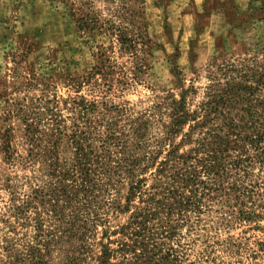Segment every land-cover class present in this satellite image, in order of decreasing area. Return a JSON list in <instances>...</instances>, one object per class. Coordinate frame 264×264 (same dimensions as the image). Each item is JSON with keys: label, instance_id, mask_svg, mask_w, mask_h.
<instances>
[{"label": "trees", "instance_id": "1", "mask_svg": "<svg viewBox=\"0 0 264 264\" xmlns=\"http://www.w3.org/2000/svg\"><path fill=\"white\" fill-rule=\"evenodd\" d=\"M119 38L137 53L134 38ZM242 48L244 55L215 45L205 99L194 109L186 91L167 92L149 111L133 116L104 106L98 122L59 131L46 163L50 178L13 199L24 230L2 237L0 264H194L181 227L213 207L224 223L264 230V42ZM79 105L85 115L96 110L93 101ZM26 130L34 154L39 129ZM61 144L71 156L60 153ZM120 187L126 192L118 200ZM118 214L123 221L111 225ZM253 243L248 256L264 259V237Z\"/></svg>", "mask_w": 264, "mask_h": 264}, {"label": "rangeland", "instance_id": "2", "mask_svg": "<svg viewBox=\"0 0 264 264\" xmlns=\"http://www.w3.org/2000/svg\"><path fill=\"white\" fill-rule=\"evenodd\" d=\"M238 9L247 15L237 17ZM120 35L136 40L137 53L123 47ZM263 35L264 0H0V243L24 230L13 199L50 178L46 163L59 131L98 122L104 106H122L133 116L149 111L167 92L186 91L194 109L205 99L215 45L224 42L244 55L243 45L255 50ZM81 100L95 102L96 110L86 116ZM29 124L39 129L34 154ZM161 127L155 121L153 130ZM60 153L72 155L66 144ZM119 191L121 200L126 188ZM222 216L213 207L193 227H181L188 260L264 264L248 256L264 230L224 223ZM123 219L118 214L110 224Z\"/></svg>", "mask_w": 264, "mask_h": 264}]
</instances>
